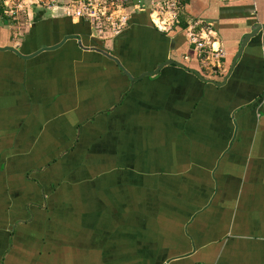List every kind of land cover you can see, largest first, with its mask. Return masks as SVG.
Wrapping results in <instances>:
<instances>
[{
	"label": "crops",
	"instance_id": "crops-1",
	"mask_svg": "<svg viewBox=\"0 0 264 264\" xmlns=\"http://www.w3.org/2000/svg\"><path fill=\"white\" fill-rule=\"evenodd\" d=\"M137 2L111 39L0 12V48L41 50L0 49V264H264L263 27L233 66L264 0H181L168 31Z\"/></svg>",
	"mask_w": 264,
	"mask_h": 264
},
{
	"label": "built area",
	"instance_id": "built-area-1",
	"mask_svg": "<svg viewBox=\"0 0 264 264\" xmlns=\"http://www.w3.org/2000/svg\"><path fill=\"white\" fill-rule=\"evenodd\" d=\"M146 1L138 0L137 4L143 8ZM148 1H153L151 16L159 30L168 31L180 24L181 0ZM131 2L132 0H0V7L3 9V14L16 24L28 22L31 10H61L75 20L89 23L93 32L99 37L111 39L120 35L128 26L130 15L126 9ZM154 14L162 26L155 22ZM213 33L214 30L211 27L207 30L205 37L189 32V41L195 45L203 61L214 60L221 55V51L213 47V35L211 36Z\"/></svg>",
	"mask_w": 264,
	"mask_h": 264
},
{
	"label": "water",
	"instance_id": "water-1",
	"mask_svg": "<svg viewBox=\"0 0 264 264\" xmlns=\"http://www.w3.org/2000/svg\"><path fill=\"white\" fill-rule=\"evenodd\" d=\"M262 27L264 28V26H259V27H257V28H256L251 34H249V35L245 38V40L243 41V44H242V46H241V48H240V50H239L237 56H236V58H235V60H234V62H233V66L236 64V62H237L238 58L240 57V54H241L242 50L244 49L245 45L247 44L248 40H249L253 35H255L260 29H262ZM77 37H78V36H76V35H71V36H69L68 38L78 39ZM59 46H60V45H58V46H56V47H59ZM0 49L13 51V52H15L16 54H18L19 56H21V57H23V58H25V59L32 58V57H34L35 55H37V54H39V53L41 52V50H40V51H38V52H35V53L32 54V55L25 56V55H23V54H22L17 48H15V47H13V46H9V47H7V48H0ZM44 49H53V48H44ZM163 66H164V65H163ZM163 66H162V67H163ZM154 74H157V72H155V73H150V74H148V75H154ZM145 76H147V74H146Z\"/></svg>",
	"mask_w": 264,
	"mask_h": 264
},
{
	"label": "rangeland",
	"instance_id": "rangeland-1",
	"mask_svg": "<svg viewBox=\"0 0 264 264\" xmlns=\"http://www.w3.org/2000/svg\"><path fill=\"white\" fill-rule=\"evenodd\" d=\"M130 4H131V3H130ZM130 4H129V5H130ZM36 10H38V9H35V11H36ZM166 10L168 11L169 9H166ZM52 12H53V13H61V11H52ZM156 19L159 20L157 17H156L154 20H156ZM159 21H160V20H159ZM25 23H26V22L21 23L23 26H22V25H19V24H16V23H14V25H18V26H19V29H20V28L23 29ZM161 25H162V23H161ZM19 29H17V30H19ZM201 60H202V59H201ZM214 61H215V60H214ZM214 61H213V59H211V60H205V61L202 60V63L205 62V63H207V65H209V64H212Z\"/></svg>",
	"mask_w": 264,
	"mask_h": 264
},
{
	"label": "trees",
	"instance_id": "trees-1",
	"mask_svg": "<svg viewBox=\"0 0 264 264\" xmlns=\"http://www.w3.org/2000/svg\"><path fill=\"white\" fill-rule=\"evenodd\" d=\"M0 12H3V9H2L1 7H0ZM129 23H130V20H129ZM181 25H182V24L180 23V24H178V25H176V26L180 28V27H182ZM176 26H175V27H176ZM183 27H184V26H183ZM121 34H122V33H121ZM121 34H120V35H121Z\"/></svg>",
	"mask_w": 264,
	"mask_h": 264
},
{
	"label": "bare ground",
	"instance_id": "bare-ground-1",
	"mask_svg": "<svg viewBox=\"0 0 264 264\" xmlns=\"http://www.w3.org/2000/svg\"><path fill=\"white\" fill-rule=\"evenodd\" d=\"M159 21V20H158ZM156 22V21H155ZM157 23V22H156ZM162 26V25H161Z\"/></svg>",
	"mask_w": 264,
	"mask_h": 264
}]
</instances>
